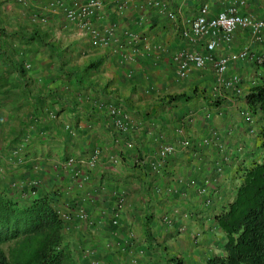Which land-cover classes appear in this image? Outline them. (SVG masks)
<instances>
[{
	"label": "crops",
	"instance_id": "0c3cea01",
	"mask_svg": "<svg viewBox=\"0 0 264 264\" xmlns=\"http://www.w3.org/2000/svg\"><path fill=\"white\" fill-rule=\"evenodd\" d=\"M73 1L0 0V90H12L0 94L1 189L16 185L12 195L26 200L32 193L22 191L37 181L41 191H59L62 205L81 209L87 220L76 221L66 236L85 250L80 259L171 264L167 259L177 256L186 264H204L218 253L212 216L232 200L238 168L254 160L259 141L251 130L260 122H245L243 98L213 94L214 69H193L177 79L173 56L203 51L180 36L183 20L203 6L212 16L238 1L241 14L264 20V0H173L174 21L144 0H130L122 14L116 12L119 0H100L103 10L91 23L100 30L115 27L107 47L93 45L88 33L66 21ZM127 32L137 41L129 44ZM23 36L33 41L22 46ZM246 45L254 55L264 49L251 42L248 30H239L215 54L237 53ZM16 49H25L30 65L25 97L16 95ZM259 69L249 60L234 62L228 74L240 75L246 92L263 77ZM109 105L128 115V132L113 126ZM22 135L28 140L16 155ZM166 145L177 149L161 161ZM96 149L101 156L94 169L65 166ZM216 164L220 176L213 172ZM76 171L89 179L76 178ZM119 198L120 218L113 224Z\"/></svg>",
	"mask_w": 264,
	"mask_h": 264
},
{
	"label": "trees",
	"instance_id": "16d2710c",
	"mask_svg": "<svg viewBox=\"0 0 264 264\" xmlns=\"http://www.w3.org/2000/svg\"><path fill=\"white\" fill-rule=\"evenodd\" d=\"M31 41L33 38L20 37L22 46ZM26 65L29 64L25 49H16V95L20 93L21 97L28 95ZM11 91L0 90V94L6 97ZM179 97L182 96H170L172 99ZM234 97L243 98L247 112L253 118L258 117L260 124L256 137L261 158L238 168V185L232 200L213 214L212 221L220 236L214 237L218 253L208 257L204 264H264V77L256 85H250L242 95ZM209 99L212 104L218 101ZM251 131H254V127ZM22 137L19 139L22 142L16 143V152L21 148L19 143L21 146L24 140H28ZM213 172L220 176L223 169L216 164ZM38 188L29 186L26 191L23 190L22 195H33L26 200H17L9 187L0 190V264H89L91 261H101L80 259L86 256L85 250H78L66 242L69 227L74 226L76 221L81 222L75 215L77 207L64 202L62 205L61 193L57 190L46 192ZM212 200H206L204 205L210 207ZM62 212L68 215L69 220L62 217ZM146 231L147 235V228ZM167 262L186 264L177 256L167 259Z\"/></svg>",
	"mask_w": 264,
	"mask_h": 264
},
{
	"label": "built area",
	"instance_id": "2783aa9c",
	"mask_svg": "<svg viewBox=\"0 0 264 264\" xmlns=\"http://www.w3.org/2000/svg\"><path fill=\"white\" fill-rule=\"evenodd\" d=\"M24 4L26 0H17ZM145 4L154 8L160 16H164L169 20H176V13L170 9L173 0H144ZM130 0H119L116 7V12L122 14ZM242 2L234 1L222 11L215 15L209 16L207 6L200 8L195 17L185 18L183 20L182 29L180 31L181 38L194 47H203V51L181 50L173 56V62L176 66V78L186 79L189 77L191 70L204 71L207 68H212L215 71V86L214 94L217 96H240L243 93L242 78L237 73H230V65L234 62L252 61L264 71V49L254 55L246 45L237 53H230L224 56H216L217 49L224 45L230 46L234 40L235 33L238 30H248L252 43L264 44V20L257 19L252 15H243L239 11V5ZM53 6V5H51ZM103 10V3L100 0H87L80 3L74 0L72 5L65 11V19L71 24H75L81 31L88 33L92 39L93 45L107 47L110 45L116 29L114 26H109L102 30L97 29L91 23V18L94 14H98ZM126 38L129 44L136 42L138 37L134 33H126ZM29 69L30 65H26ZM108 113L112 118L113 126L121 133L128 132L130 129V121L128 115L118 107L112 105L107 106ZM246 123L253 124L252 116L247 112L245 115ZM252 133L254 131H251ZM23 144L20 146L22 148ZM183 147L188 146V142L184 141ZM21 148L16 152V155L21 151ZM177 147L174 145H166L159 151L160 160L163 161L169 155L176 152ZM101 156L99 150H94L87 158L77 160L74 158L68 159L66 167H72L74 163L85 166L89 170L96 167ZM156 169V166H153ZM219 171V170H218ZM75 177H81V180L86 182L89 178L86 174L76 171ZM39 183L34 181L31 187L38 186ZM123 203V198H119L117 209L113 216V224H117L120 218V208ZM65 220L68 215L61 213ZM75 215L82 221L87 220V215L79 209ZM89 264H104L101 261H91Z\"/></svg>",
	"mask_w": 264,
	"mask_h": 264
},
{
	"label": "rangeland",
	"instance_id": "374dc122",
	"mask_svg": "<svg viewBox=\"0 0 264 264\" xmlns=\"http://www.w3.org/2000/svg\"><path fill=\"white\" fill-rule=\"evenodd\" d=\"M260 71V75H262L263 77H264V71L260 68L259 69ZM252 119L254 120V122H255V119L252 117ZM253 125V124H252ZM259 126V125H258ZM258 128V127H257ZM257 128H256V125L254 126V133H255V136L257 135ZM259 150L258 151H256L255 152V158L254 159H256L257 161H259L260 160V156H259ZM12 188H15L16 189V185H14ZM0 190H1V185H0Z\"/></svg>",
	"mask_w": 264,
	"mask_h": 264
}]
</instances>
